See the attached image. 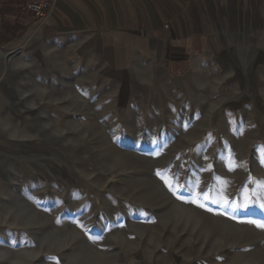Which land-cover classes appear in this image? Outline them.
Returning <instances> with one entry per match:
<instances>
[{"label": "rangeland", "instance_id": "rangeland-1", "mask_svg": "<svg viewBox=\"0 0 264 264\" xmlns=\"http://www.w3.org/2000/svg\"><path fill=\"white\" fill-rule=\"evenodd\" d=\"M237 8L189 62L0 50V264H264V27Z\"/></svg>", "mask_w": 264, "mask_h": 264}, {"label": "crops", "instance_id": "crops-1", "mask_svg": "<svg viewBox=\"0 0 264 264\" xmlns=\"http://www.w3.org/2000/svg\"><path fill=\"white\" fill-rule=\"evenodd\" d=\"M42 1L52 3L44 21L25 9L27 0H0V50L39 31L43 38L77 41L84 54L97 55L98 60H105L110 50L116 54L122 50L142 60L147 56L189 62L230 10L234 26L240 27V17L234 14L239 13V4L246 5L242 24L264 27V0ZM256 2L258 10L251 13L249 4Z\"/></svg>", "mask_w": 264, "mask_h": 264}, {"label": "built area", "instance_id": "built-area-1", "mask_svg": "<svg viewBox=\"0 0 264 264\" xmlns=\"http://www.w3.org/2000/svg\"><path fill=\"white\" fill-rule=\"evenodd\" d=\"M24 7L33 13L38 21H44L50 15L52 3L42 0H27Z\"/></svg>", "mask_w": 264, "mask_h": 264}, {"label": "snow or ice", "instance_id": "snow-or-ice-1", "mask_svg": "<svg viewBox=\"0 0 264 264\" xmlns=\"http://www.w3.org/2000/svg\"><path fill=\"white\" fill-rule=\"evenodd\" d=\"M259 227H264V225H258Z\"/></svg>", "mask_w": 264, "mask_h": 264}]
</instances>
